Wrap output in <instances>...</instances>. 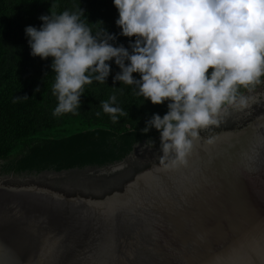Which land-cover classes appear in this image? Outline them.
Wrapping results in <instances>:
<instances>
[{
    "label": "water",
    "instance_id": "95a60500",
    "mask_svg": "<svg viewBox=\"0 0 264 264\" xmlns=\"http://www.w3.org/2000/svg\"><path fill=\"white\" fill-rule=\"evenodd\" d=\"M246 95L185 165L161 163L160 136L104 166L7 173L0 160V264H203L235 245L264 259V84Z\"/></svg>",
    "mask_w": 264,
    "mask_h": 264
},
{
    "label": "clouds",
    "instance_id": "9594fccd",
    "mask_svg": "<svg viewBox=\"0 0 264 264\" xmlns=\"http://www.w3.org/2000/svg\"><path fill=\"white\" fill-rule=\"evenodd\" d=\"M113 2L120 35L135 37L131 52L110 43L115 34L102 29L94 35L80 7L41 15L39 29L25 28L31 55L52 58V94L58 101L53 116L79 114L85 86L106 83L108 62L114 60L120 69L114 83L134 86L135 94L153 105L167 102V113L153 114L141 131H159L162 164L173 156L171 167L185 165L201 130L219 126L230 108L249 106L251 98L241 89L251 92L264 84V0ZM116 104V95L101 102L113 123L125 115ZM153 144L149 139L145 147Z\"/></svg>",
    "mask_w": 264,
    "mask_h": 264
},
{
    "label": "trees",
    "instance_id": "16d2710c",
    "mask_svg": "<svg viewBox=\"0 0 264 264\" xmlns=\"http://www.w3.org/2000/svg\"><path fill=\"white\" fill-rule=\"evenodd\" d=\"M79 7L94 35L102 34V29L115 34L116 40L110 43L122 44L131 52L129 45L135 37L120 35L113 0H0V160L7 173L104 166L123 159L135 144L149 139L156 142L160 136L155 128L146 134L141 130L153 114L163 117L167 113V102L153 105L136 95L134 86L114 83L113 77L120 71L114 60L108 62L111 72L106 83L93 81L85 86L79 114L53 116L58 101L52 94V58L31 55L25 28L39 29L41 15ZM133 75L140 78L138 73ZM112 95L117 97L114 106L125 112L116 123L101 106Z\"/></svg>",
    "mask_w": 264,
    "mask_h": 264
},
{
    "label": "snow or ice",
    "instance_id": "6c2138e0",
    "mask_svg": "<svg viewBox=\"0 0 264 264\" xmlns=\"http://www.w3.org/2000/svg\"><path fill=\"white\" fill-rule=\"evenodd\" d=\"M251 239L252 238H249L246 243H250ZM255 239L258 241L260 248L264 250V219L260 222L259 234ZM233 247L235 252L232 249L222 250L220 253L215 254L213 258L203 262V264H264V259L241 260L235 258L236 254L239 253L241 246L235 245Z\"/></svg>",
    "mask_w": 264,
    "mask_h": 264
}]
</instances>
